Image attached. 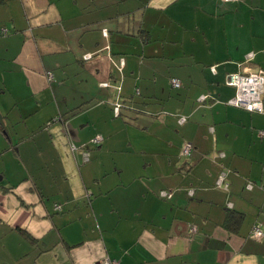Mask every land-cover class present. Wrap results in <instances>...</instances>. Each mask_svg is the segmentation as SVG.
<instances>
[{
    "label": "crops",
    "instance_id": "obj_1",
    "mask_svg": "<svg viewBox=\"0 0 264 264\" xmlns=\"http://www.w3.org/2000/svg\"><path fill=\"white\" fill-rule=\"evenodd\" d=\"M240 66L264 71V0H0V264H264Z\"/></svg>",
    "mask_w": 264,
    "mask_h": 264
},
{
    "label": "built area",
    "instance_id": "obj_2",
    "mask_svg": "<svg viewBox=\"0 0 264 264\" xmlns=\"http://www.w3.org/2000/svg\"><path fill=\"white\" fill-rule=\"evenodd\" d=\"M221 3H228V2H235L237 0H219ZM103 35L106 36L105 30L103 31ZM248 60L252 57V54H248ZM86 59L90 57V54L84 56ZM124 62L122 59L118 60L117 67L119 71H121ZM241 71L236 73L228 74L226 85L231 86L235 90L234 96L228 101V104L231 106L243 108L249 112H257L260 114H264V71L256 70L251 71L248 68H241ZM214 71V68H211ZM46 77L49 79L51 78V73L46 72ZM170 83L172 87L179 88L180 82L175 79L171 78ZM101 87H106L108 84L106 82L100 84ZM138 93V91H136ZM204 99L203 96L200 97V101ZM120 105L118 103L114 104L113 112L115 115L119 112ZM186 118H180V122H184ZM260 136H264V132H259ZM100 141L99 138H95L93 140L94 144H97ZM192 146L189 143L184 144L181 154L186 158L191 155ZM85 153V152H84ZM250 186V185H249ZM163 197H169L168 194L163 193ZM253 236L259 239L261 232L258 228H254ZM104 264H117L116 261H104Z\"/></svg>",
    "mask_w": 264,
    "mask_h": 264
},
{
    "label": "trees",
    "instance_id": "obj_3",
    "mask_svg": "<svg viewBox=\"0 0 264 264\" xmlns=\"http://www.w3.org/2000/svg\"><path fill=\"white\" fill-rule=\"evenodd\" d=\"M108 84V83H107ZM107 87H110V84H108V86H106V87H103V88H107ZM231 87V86H230ZM233 88V87H232ZM114 89L116 90V92H117V98H118V100H120V96H119V94H120V86H117L116 88L114 87ZM118 100L115 102V103H118L119 105H120V107H119V112H118V114L117 115H115L114 114V112H113V109H112V114H113V117L114 118H119V117H122V116H124V117H126V116H128V114L129 113H127V112H131V110L125 105V104H121L120 102H118ZM114 103V104H115ZM113 104V105H114ZM113 108H114V106H113ZM0 130L2 131V129H1V127H0ZM2 133V132H1ZM92 144H94L93 143V141H92ZM96 145V144H95ZM82 152H88V150H87V148L84 150V151H82Z\"/></svg>",
    "mask_w": 264,
    "mask_h": 264
},
{
    "label": "rangeland",
    "instance_id": "obj_4",
    "mask_svg": "<svg viewBox=\"0 0 264 264\" xmlns=\"http://www.w3.org/2000/svg\"><path fill=\"white\" fill-rule=\"evenodd\" d=\"M2 117H3V116H2ZM14 118H16V117H15V116H11V117H9V120H6V121H8V123H9V122L12 123V121H13ZM4 125H5V127L8 129V133H9V132L11 133V129H12V128H9V127L6 125V122H5V121H4ZM15 130L18 131L19 129H18V128H14L13 132H14ZM10 133H9V134H10ZM30 135H31V134H30ZM31 136H32V135H31ZM5 137H6V136H5ZM22 137H23V136H21L20 138H22ZM0 138L4 141V139H3V137H2L1 134H0ZM4 143L7 144V142H5V141H4Z\"/></svg>",
    "mask_w": 264,
    "mask_h": 264
},
{
    "label": "water",
    "instance_id": "obj_5",
    "mask_svg": "<svg viewBox=\"0 0 264 264\" xmlns=\"http://www.w3.org/2000/svg\"><path fill=\"white\" fill-rule=\"evenodd\" d=\"M0 127L2 129V134L6 137H9V133H8V129L5 127L4 125V120H3V117L2 115L0 114Z\"/></svg>",
    "mask_w": 264,
    "mask_h": 264
}]
</instances>
